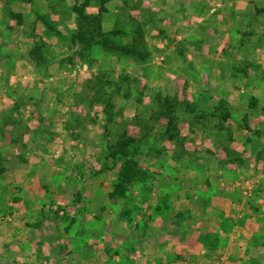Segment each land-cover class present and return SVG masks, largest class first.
I'll return each mask as SVG.
<instances>
[{"label":"rangeland","instance_id":"1","mask_svg":"<svg viewBox=\"0 0 264 264\" xmlns=\"http://www.w3.org/2000/svg\"><path fill=\"white\" fill-rule=\"evenodd\" d=\"M84 1L0 0V216L31 199L21 208L36 232L13 250L25 253V264H116L113 249L96 244L126 232L119 215L141 213L148 197L186 193L177 184L204 197L202 187L217 184L214 168L245 199L264 183V0H109L102 29H140L150 53L142 62L71 43L80 10L100 12L99 0ZM35 45L42 61L30 54ZM105 89L115 108L101 102ZM164 96L180 102V143L164 138L167 118L154 115ZM221 100L232 110L224 121L211 115ZM184 101L206 117L185 111ZM140 119L144 174L110 196L120 162L106 160L108 147L124 130L139 136ZM233 136L244 142V173L223 168L238 160L223 148Z\"/></svg>","mask_w":264,"mask_h":264},{"label":"crops","instance_id":"2","mask_svg":"<svg viewBox=\"0 0 264 264\" xmlns=\"http://www.w3.org/2000/svg\"><path fill=\"white\" fill-rule=\"evenodd\" d=\"M231 141L223 148L230 153L236 152L238 160L228 161L223 168L244 173L245 167L240 163L247 158V153L241 149L244 142H237L234 136ZM173 169L178 170L179 167ZM214 170L217 171L216 168ZM214 170L210 174L217 184L204 185L201 189L204 197L193 193L191 186L194 185L191 183L188 187L177 184L178 188H185L186 193L180 191L178 197L169 199H144L141 213L119 215L120 223L125 221L126 232H111L110 238H104L96 245L99 248L103 243L109 245L113 249L110 260H115L116 264H208L217 256L222 258L223 264L264 263V183L249 199H245L239 188L237 190L221 182V172ZM228 177L225 178L228 181L235 179ZM159 189L161 194L164 185ZM163 192L168 196L167 191ZM25 201L32 202L29 197L24 198L23 202L17 203V212L0 216V260L9 264L12 261L25 264L23 251L18 257H13V250L14 254L17 251L15 243L21 246L36 232L31 226L33 220L26 217L29 216L26 207L21 208ZM248 201L253 203L252 209L246 206ZM134 229L136 233H133ZM103 233L105 236L107 231L103 230ZM122 235L124 239L120 237ZM119 250H124V256Z\"/></svg>","mask_w":264,"mask_h":264},{"label":"trees","instance_id":"3","mask_svg":"<svg viewBox=\"0 0 264 264\" xmlns=\"http://www.w3.org/2000/svg\"><path fill=\"white\" fill-rule=\"evenodd\" d=\"M89 1L90 0H85L83 4L87 5ZM108 1L109 0H99L100 12L92 16L87 15L80 10L81 13L77 15L75 20V30L70 36L71 43L75 45L80 44L83 49H86V51H89L92 47L98 46L105 52L126 56L135 62L144 61L149 57L150 53L142 44L143 37L140 29L137 28L133 34L130 33V35L128 32L121 29H102V16L103 13L107 11L106 3ZM21 16V14L15 13V17L21 18ZM121 37H127V40L124 42L121 40ZM40 48V45L33 46L30 49V54L33 55V59L35 58L36 60L42 61L43 57L39 53L41 52ZM164 97L165 98L162 101L160 97L157 98L158 105L156 109L158 110L154 111V115L155 117H158L159 115L161 116L164 114L167 118L163 129L164 138L175 143H180L182 139L179 136V129L177 127L178 116L174 112V106L180 102L174 98ZM114 101L115 98L112 92H108L106 89L103 90L101 102H103L106 107L108 106L112 109L115 108ZM194 102L196 101L182 102L184 110L187 112L198 113L196 116L203 119L206 117L207 113L204 109H198ZM211 115H217L219 121H224L230 117L231 111L225 106V101L221 100L214 106V112H211ZM112 120L113 118L111 116L107 117L108 122H111ZM139 122V136H130L126 130H124L119 136L120 138L117 142L108 147L109 152L106 156V160H111L113 162H117L118 160L120 162L118 180L114 183L113 189L109 193L110 196L117 197L123 195L127 190L128 185L144 174V172L139 168L136 155L139 152V144L145 140L147 134L145 132V124L142 119H140ZM1 167L0 174L2 175L4 169L3 166Z\"/></svg>","mask_w":264,"mask_h":264},{"label":"built area","instance_id":"4","mask_svg":"<svg viewBox=\"0 0 264 264\" xmlns=\"http://www.w3.org/2000/svg\"><path fill=\"white\" fill-rule=\"evenodd\" d=\"M208 264H222V258H216L210 261Z\"/></svg>","mask_w":264,"mask_h":264}]
</instances>
